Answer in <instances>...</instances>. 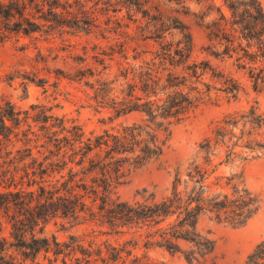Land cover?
<instances>
[{"label": "trees", "instance_id": "1", "mask_svg": "<svg viewBox=\"0 0 264 264\" xmlns=\"http://www.w3.org/2000/svg\"><path fill=\"white\" fill-rule=\"evenodd\" d=\"M199 1L206 6L199 16H211L206 22L211 40L208 51L234 58L254 88L264 89L262 1ZM71 6L70 0H0V15L25 33L45 23L90 29L89 9ZM170 20L159 18L142 37L160 39L156 48L135 45L126 38L103 48L95 67L88 65L74 74L93 90L91 98L97 108L107 107L119 115L141 111L144 122L88 132L74 120L68 125L63 118L54 130V124L45 121L42 135L31 130L36 135L34 146L28 143L33 139L29 135L18 137L27 144L18 146L13 136L30 113L22 117L14 102H0V186L4 187L0 188V216L8 218L13 237L9 244L0 245L6 264L17 261L10 248L35 264H42V253L49 264H68L69 255L87 262L95 257L111 264H170L139 252L156 246L180 251L192 262L214 261L217 239L211 228L201 227L202 219L242 226L261 210L264 198L249 188L242 172L226 173L220 168L248 158L236 149L238 145L250 150L264 147L252 137L264 125V115L255 106L217 121L199 142L186 176L178 172L169 193L157 196L144 188L140 197L127 199L115 190L127 164L139 166L163 155L174 123L189 117L219 91L236 97L241 89L237 78L210 59L193 58L190 29L176 17ZM170 27L182 33L176 44L164 40ZM13 28L7 25L5 29ZM241 122L249 126L247 130L241 127L238 134L235 128ZM56 216L91 225L92 232L98 226L108 237L100 239L91 231L70 233L68 239L55 233L41 235L45 224ZM62 255L63 263L59 262ZM246 264H264V237L249 252Z\"/></svg>", "mask_w": 264, "mask_h": 264}, {"label": "rangeland", "instance_id": "2", "mask_svg": "<svg viewBox=\"0 0 264 264\" xmlns=\"http://www.w3.org/2000/svg\"><path fill=\"white\" fill-rule=\"evenodd\" d=\"M71 8H88L92 15L90 29L81 26L55 27L48 23L40 29L29 33L17 31L13 23L0 15V102L11 100L16 107L22 110V117L29 111L30 116L21 121L13 136L18 146H25L23 140L27 135L33 137L30 145H35V130L43 133L40 127L43 123L54 124L52 130L59 128L63 118L68 125L72 121L81 123L85 129L102 131L105 128L116 129L133 122H144L145 114L141 111H130L117 114L107 107L97 108L92 100L93 90L84 79L74 76L79 68L94 66L103 48L109 47L118 41L129 38L136 45L141 43L149 48H156L159 40L142 37L154 27L159 18L169 23L173 17L183 21L193 35L194 50L192 57L196 59L208 58L221 71L237 78L241 89L236 97L219 91L212 99L198 105L192 114L172 125L171 138L168 141L163 155L139 166L127 164L125 175L115 190L123 198L140 197L143 189L154 190L157 196L170 192L174 178L178 172L183 176L189 169L199 142L209 134L217 121L225 115H237L248 111L252 106L264 115V89H255L246 71L239 68L234 58L216 56L208 51L211 40L208 37L206 22L211 16L204 19L199 16L205 9V1L199 0H70ZM264 5V0H261ZM221 1L218 0V3ZM32 15V14H31ZM70 17V16H69ZM156 17V18H155ZM83 23V22H82ZM11 25L14 30L5 29ZM85 25V24H84ZM182 37L179 29L170 27L166 30L164 40L176 44ZM143 47V46H141ZM132 52V51H131ZM100 65V64H99ZM99 67H102L100 65ZM73 75L74 78L70 77ZM46 80L43 84L37 79ZM37 80V81H36ZM210 80V77H207ZM51 115V116H47ZM46 119V120H45ZM248 124L242 122L235 128L240 134V128L247 130ZM24 132H29L24 134ZM253 138L264 143V125L257 129ZM243 141L240 140V144ZM37 151L36 148H34ZM247 159H237L232 166L222 165L220 168L226 173L242 172L246 184L254 192L264 198V147L250 150L238 145L236 148ZM27 179V178H26ZM27 182V180H26ZM26 186V184H25ZM0 188H4L0 186ZM3 213V212H2ZM41 222V225H44ZM41 225L37 229L41 228ZM201 227L211 228L217 239L216 258L206 261H190L180 251L172 252L165 247H151L147 251L142 248L140 253L147 252L156 260L170 264H246V258L256 243L264 237V204L261 210L248 223L242 226H233L225 221H217L204 217ZM96 231L87 224H76L68 218L56 216L46 224L41 235L55 233L60 239H68L70 233L84 231L98 234L100 239L108 236L101 234L99 227ZM112 238V237H111ZM13 240L11 223L6 215L0 216V245ZM1 247V246H0ZM9 252L17 255L15 264H35L31 259H25L14 248ZM5 252L0 248V264ZM51 257L54 254L49 253ZM8 257V255H7ZM62 256L59 262L63 263ZM42 264H49V259L42 253ZM68 264H111L93 257L90 261L80 260L75 256H68Z\"/></svg>", "mask_w": 264, "mask_h": 264}]
</instances>
